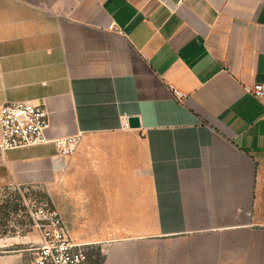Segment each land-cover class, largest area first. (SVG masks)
<instances>
[{"label":"crops","instance_id":"crops-1","mask_svg":"<svg viewBox=\"0 0 264 264\" xmlns=\"http://www.w3.org/2000/svg\"><path fill=\"white\" fill-rule=\"evenodd\" d=\"M257 83L264 0H0V107L79 139L0 148V189L46 193L96 264H264ZM36 234L0 237V264H33Z\"/></svg>","mask_w":264,"mask_h":264},{"label":"built area","instance_id":"built-area-1","mask_svg":"<svg viewBox=\"0 0 264 264\" xmlns=\"http://www.w3.org/2000/svg\"><path fill=\"white\" fill-rule=\"evenodd\" d=\"M110 29L119 32L114 25ZM172 90L178 99L185 98V95L175 88ZM250 94L264 105V84L257 83L250 90ZM49 128L48 113L43 105L14 102L0 107V148L4 152L53 143L61 156H72L79 139L52 141L48 138ZM30 216L34 229L42 238L33 264H92L94 258L92 245L71 240L62 215L57 209L34 201Z\"/></svg>","mask_w":264,"mask_h":264},{"label":"rangeland","instance_id":"rangeland-1","mask_svg":"<svg viewBox=\"0 0 264 264\" xmlns=\"http://www.w3.org/2000/svg\"><path fill=\"white\" fill-rule=\"evenodd\" d=\"M34 201L42 202L49 208H53L48 195L40 190L0 189V237L31 236L37 233L30 216ZM28 243L30 245L32 241L29 240ZM97 260V258L92 259V264H96Z\"/></svg>","mask_w":264,"mask_h":264},{"label":"water","instance_id":"water-1","mask_svg":"<svg viewBox=\"0 0 264 264\" xmlns=\"http://www.w3.org/2000/svg\"><path fill=\"white\" fill-rule=\"evenodd\" d=\"M129 125L131 128H140V119L138 118H131L129 119Z\"/></svg>","mask_w":264,"mask_h":264},{"label":"trees","instance_id":"trees-1","mask_svg":"<svg viewBox=\"0 0 264 264\" xmlns=\"http://www.w3.org/2000/svg\"><path fill=\"white\" fill-rule=\"evenodd\" d=\"M98 258V257H97ZM99 259V258H98Z\"/></svg>","mask_w":264,"mask_h":264}]
</instances>
